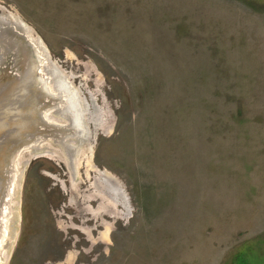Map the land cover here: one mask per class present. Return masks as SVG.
<instances>
[{
	"label": "rangeland",
	"instance_id": "rangeland-1",
	"mask_svg": "<svg viewBox=\"0 0 264 264\" xmlns=\"http://www.w3.org/2000/svg\"><path fill=\"white\" fill-rule=\"evenodd\" d=\"M0 124V264H264V0H0Z\"/></svg>",
	"mask_w": 264,
	"mask_h": 264
},
{
	"label": "flooded vegetation",
	"instance_id": "flooded-vegetation-1",
	"mask_svg": "<svg viewBox=\"0 0 264 264\" xmlns=\"http://www.w3.org/2000/svg\"><path fill=\"white\" fill-rule=\"evenodd\" d=\"M21 26V25H20ZM23 27V26H22ZM65 92H67V91H65ZM67 94H68V92H67ZM69 98V97H68ZM69 101H70V105H72V102H71V100H70V98H69ZM73 106V105H72ZM71 107V106H70ZM75 108V107H74ZM72 109H73V107H72ZM72 127H74V128H76L77 126H78V120H77V114H76V110L75 111H73L72 110Z\"/></svg>",
	"mask_w": 264,
	"mask_h": 264
},
{
	"label": "water",
	"instance_id": "water-1",
	"mask_svg": "<svg viewBox=\"0 0 264 264\" xmlns=\"http://www.w3.org/2000/svg\"><path fill=\"white\" fill-rule=\"evenodd\" d=\"M0 127H1V124H0ZM27 128V125L25 124V123H22V124H20L18 127H17V134H21V132H25V131H27V132H29L28 130H24V129H26ZM37 133V132H36ZM35 132H33V136L36 134Z\"/></svg>",
	"mask_w": 264,
	"mask_h": 264
}]
</instances>
